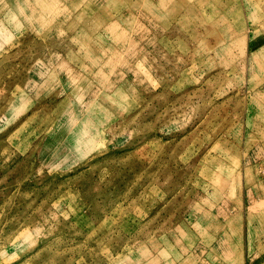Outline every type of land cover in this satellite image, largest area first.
Returning a JSON list of instances; mask_svg holds the SVG:
<instances>
[{
  "label": "rangeland",
  "instance_id": "374dc122",
  "mask_svg": "<svg viewBox=\"0 0 264 264\" xmlns=\"http://www.w3.org/2000/svg\"><path fill=\"white\" fill-rule=\"evenodd\" d=\"M0 264H264V0H0Z\"/></svg>",
  "mask_w": 264,
  "mask_h": 264
},
{
  "label": "bare ground",
  "instance_id": "6f19581e",
  "mask_svg": "<svg viewBox=\"0 0 264 264\" xmlns=\"http://www.w3.org/2000/svg\"><path fill=\"white\" fill-rule=\"evenodd\" d=\"M158 24V23H157Z\"/></svg>",
  "mask_w": 264,
  "mask_h": 264
}]
</instances>
